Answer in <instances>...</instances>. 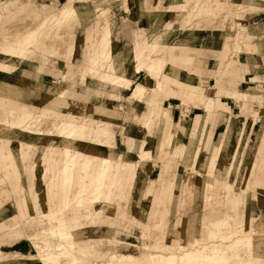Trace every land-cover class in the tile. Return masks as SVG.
I'll return each mask as SVG.
<instances>
[{
	"label": "rangeland",
	"instance_id": "rangeland-1",
	"mask_svg": "<svg viewBox=\"0 0 264 264\" xmlns=\"http://www.w3.org/2000/svg\"><path fill=\"white\" fill-rule=\"evenodd\" d=\"M189 3L174 8L170 0H0V213L6 212L2 219L8 217V223L17 201L27 204L20 209L21 221H27L21 228L35 247L28 264H164V257L174 255V264H186L178 260L186 253H215L230 264H238L237 255L249 264L264 263V64L258 69L262 76L252 74L253 81L241 83L228 53L229 47L235 54L256 50L249 46L264 29V0ZM251 22L263 26L252 33ZM151 32L153 54L143 58L133 52L134 39L148 40ZM192 41L218 49L211 51L220 62L211 64L218 68L213 79H195L202 74L193 56L194 67L174 66L186 69L184 80L206 98L220 96L223 87L245 92L234 95L232 113L225 114L230 110L220 98L208 105L182 97L187 87L176 85L183 77L161 63L158 53L191 51L180 47ZM222 73L226 83L215 85ZM137 87L149 89L143 101L132 98ZM152 95L153 111L144 116ZM172 97L182 105L177 113L159 104ZM135 113H143L150 125H136ZM208 115V128L199 129ZM65 121L87 126L89 135L78 136L87 144H73L74 149L90 154L104 148L92 144H103L111 150L110 156L95 154L82 170L85 154L76 152L75 177L81 174L70 194L58 185L66 156L57 135ZM112 133L118 138L114 150L147 153L125 200L105 197L111 184L113 189L123 184L119 174L129 173L126 167L113 172ZM55 198L60 207L69 199L68 207L56 210ZM72 219L77 220L62 238L60 222ZM82 220L89 221L86 229L73 233L85 226ZM249 237L253 247L244 245ZM17 241L0 237V251H16ZM46 252L52 253L49 262L42 258ZM20 257L10 256L15 261L9 264H23Z\"/></svg>",
	"mask_w": 264,
	"mask_h": 264
},
{
	"label": "crops",
	"instance_id": "crops-1",
	"mask_svg": "<svg viewBox=\"0 0 264 264\" xmlns=\"http://www.w3.org/2000/svg\"><path fill=\"white\" fill-rule=\"evenodd\" d=\"M174 1L175 0H170V4H171V6H173L175 8V6H185V5L187 6L188 4L191 5L192 3H189V2H191L193 0H186V1H188V3H186L185 0H182V2H183L182 4L183 5L182 4H176ZM249 24H250V27H252V33L255 32L256 29H257V31L260 30L262 28V26H263V24L257 23V22H251ZM263 30L264 29H262L261 33L253 35V37H256L258 40H254L252 42V45L249 46L251 49H256L255 50L256 52L251 50V51H245V52H237L235 54L234 53L235 47H229L228 48L229 49L228 53L230 55L229 56V60L232 61V59H233V62L235 64H237L239 69H240V73H234V74L235 75H242L243 79H242L241 83H248L250 81H253V79H254L253 77H255L258 74V69L260 68V66H262L264 64V31ZM152 32L156 33V32H160V31H153L152 30ZM152 32L150 33L148 40H142L139 37H136L134 39V42H135V47H134V51H133L134 53H141L143 58L148 57L149 54L150 55L153 54L152 53L153 51L150 50V47L152 46V44L150 42V38H151ZM208 32L211 33V35H214L213 33H215V34L223 33L222 31H220V32H218V31H208ZM250 35H252V34H250ZM191 43L193 45H190V46L183 45V46H186V47H183V46L180 47V48H183L185 50L186 49H191V51L187 50V52L185 51L184 53H182V52L170 53L169 51H164L163 53H158L157 55L161 56L159 59H160L161 63H163V65H164V63H168V66H169L168 68L169 69L171 67H175V68L178 69V72L180 74V80L183 77V81L181 83H179L178 85H176L177 88L187 87L186 89L180 90L182 97H186L187 99L191 98L194 101H203V102H206L208 105L213 104V101L215 99L220 98L221 99V104L224 106V108L227 107L230 110V112H228L227 110H223L225 112V114L228 115V114L232 113L233 110H234L233 107L235 106L234 95H237V96H241L242 95V96H244L245 92L239 91V90H233V89H230V88L226 89L225 87L222 86L223 89L221 90L222 94L220 96H218V97L214 96L213 98L212 97L206 98L205 95L201 92V89L199 87L192 85L191 83H189L188 80H184V76L182 75V72H185L187 70L183 69V68H179L177 65L174 66V64H179V65H182V66H184L186 68L194 67L195 66V61H194V59H192L190 57V56H193V57L196 58L197 68L199 69V72L202 74V75H200V77L199 76L198 77L195 76V79H200V78L203 79V80H205V79L212 80L213 79L212 74L215 71H217L218 68H212L211 64L212 65L213 64L219 65L220 62H218L215 58L212 57L213 53H211V51H213V50L214 51H218V49H211V48H209L207 46H202V44H206L203 41H192ZM242 47L244 48L246 46H242ZM148 59H150V57H148ZM223 65L224 64L222 63V66ZM252 74H256V75H254L252 78L249 77V75H252ZM258 75L262 76V75H260V73ZM224 78H225L224 73H222L216 79L215 85L218 82H220V81H222L223 83L224 82L226 83ZM149 80H150V78L148 79V81ZM133 82H135V80ZM133 82H132V84H133ZM232 83L234 84L235 82L233 80L228 82V84H230V85H232ZM149 86H150V84H149ZM136 89L134 90V93H135ZM213 89H215V86L212 88V91H213ZM147 90H149V89H146L141 95H139L140 97H138V96L135 97L134 93H133L132 98L134 100L137 99V100H142L143 101L144 98L147 95V92H148ZM128 91H130V89ZM172 92H176V91L172 90ZM224 94H226V95H224ZM121 96H124V95H121ZM172 98L175 99V100H171L170 98L162 99V100H160L159 104H162V105H160L161 108L163 107V109H165V110L173 108L175 113H177L178 110H182V108H180L182 105L179 104V102L177 101L178 100L177 97H172ZM153 102H154L153 95H152L151 99H148V100L145 101V104L148 107V112L144 113V114L142 113L144 116H148L149 114L152 113V111H153ZM240 102H242V101H240ZM134 111H137V109L136 110L134 109ZM142 114L135 113L134 117H138V119H140V120H138V121L132 120V121L135 122L136 125H139L140 128L141 127L145 128L148 125H150V123L147 120H143L142 119V117H143V116H141ZM197 116L203 117L204 115L203 114H197ZM230 116L232 117V115H230ZM209 117L210 116L208 115V116H206L204 121L200 120L198 122V125H199L198 128L199 129L201 127L203 129H205L206 127L208 128V126H207L208 122L207 121H208ZM113 118H114L113 121L110 122V123H113L112 127H113V130H114V128L117 126L114 122L115 121L117 122L118 118L116 116H113ZM182 121L183 120L178 119V122L176 123V126L181 124L180 127L183 129L184 128V124L182 123ZM201 122L203 124L202 126H201ZM189 124L191 125V122H189ZM194 125H195V121L193 122L192 126L194 127ZM187 133L188 132L185 133V137L187 136ZM242 133H243V131L241 132V134ZM112 134H113V138L111 139V144H112V149H113L112 151L114 152L113 154L115 155V158L112 160V162L113 161L114 162L113 163L111 162L112 166L114 168L113 172L116 173L117 170H120L122 167H126V171L129 170V173L123 172V173L119 174L123 178V181H124L123 184L121 183L119 186L115 187V189H113V184H111L110 187H109L110 190L108 191V194L105 197H108L111 200H113V199L125 200V199L128 198V196L130 194L131 186H132L133 180L135 178L136 168H137V166H138V164L140 162H142V161H144L146 159L147 153H146V150H143V149L140 148L141 150H138L136 152V154H137L136 160L129 159L128 162H126V161L123 162V160H122L123 155L124 154H128V153H126L124 151H117L115 149L117 151L116 152L114 150V147L115 146L117 147V145H118V138H117V136H115V133H112ZM171 137H173V134H170V138ZM124 138L136 142V138H134L132 136H128V137L126 136ZM170 138H167L166 144H169V141L171 142ZM121 144H123V143L121 142ZM124 145H126V144L124 143ZM176 146L179 149L178 155L179 156H183V154L181 153L182 146L179 144L178 141H176ZM163 150L169 151L171 153V151L168 150L167 148H164ZM118 168H120V169H118ZM120 172H121V170H120ZM114 175L116 176V174H114ZM122 178H120V181H122ZM155 183H156V181L152 182V184H155ZM111 189H113V190H111ZM9 192L11 193V191H9ZM55 201H56V198H55ZM52 202H53V200L51 201V203ZM98 203H100V202H96L94 204L95 205V210H97L96 209V204H98ZM101 203H111V201L110 202L104 201V202H101ZM54 205H55L56 210L60 207L58 205L57 201H56V203L54 202ZM26 207H27V204L25 202H24V204H22L21 201L18 200L17 201V213L13 217H11L9 219L8 223L4 222V220H6V218H8V217H6L5 219H2V218L5 217V213L6 212L0 213V237H2L3 239L6 238V239H12V240L16 239V241L18 240L17 242H14V244H12L13 246L16 247V251L7 252V253H2L0 251V255L2 256V262H4V264H9V262L15 261V260H13V258H10V256H15V255H17V256L21 255L22 257H20V259L18 261H22L23 264H28L27 262L30 261V259H31V257H29V256H32V252L35 249V247L32 244L30 238H24V236H25L24 229H23V227L21 228V226L25 225V223H27V221L26 222L24 221L25 222L24 224L21 221V219H20V216H21L20 209L23 210ZM50 208L52 209V211L54 210L53 205H50ZM60 208H62V207H60ZM101 218H104V214L102 215ZM83 219H85V218H83ZM102 221H105V220L102 219ZM88 222L89 221L82 220L80 224L81 225H85V226L83 228H81V229H78V230L73 229L72 232L75 233V234L78 233V232H82V230L86 229V225L88 224ZM15 224L18 225V230H15V229L11 228ZM22 238H24V239H22ZM83 240L89 241V240H94V239H83ZM112 240L115 241L116 238L115 237H110L108 239V241H112ZM88 248H89V246H88ZM95 248L99 249L100 246L96 245ZM5 260H7V261H5ZM5 262H7V263H5ZM29 264H33V263H29Z\"/></svg>",
	"mask_w": 264,
	"mask_h": 264
},
{
	"label": "bare ground",
	"instance_id": "bare-ground-1",
	"mask_svg": "<svg viewBox=\"0 0 264 264\" xmlns=\"http://www.w3.org/2000/svg\"><path fill=\"white\" fill-rule=\"evenodd\" d=\"M142 87H137V89H136V91L134 93L135 97H137V96L140 97L139 95H141L146 90V89L144 90V88H142ZM24 116H29V115L25 114ZM88 135H89V133H87V126L85 124L76 125V124H73L71 122L69 123L67 121L64 122L62 129H60L59 132H58L57 139H60V140H62L64 142L63 143V144H65L64 145V153H65V156H66L65 160H63L64 161V166L62 167L61 176H60V180H59V184H58L60 186L61 193L63 191H66L68 194H70L69 193L70 192V188L69 187L72 185L74 180L78 179V177L81 174V172H80V174L77 177H75V174H77L76 170H78L76 162H75V158H76L75 154H76V152H79V153L82 152V153L85 154V159L82 162L81 167H80L81 170H82V165H84L85 168H88L89 163L91 162V158L93 156H95V154H98V155L103 154V155H106V156H110V154H111V150L110 151L109 150L106 151L104 148H107V147L105 145H103V144H98V145L92 144L95 147L102 146L104 148L101 150V152L99 151V149H94L95 152L90 153V154H89V152L87 153V152H84V151L79 150V149H74L71 146L73 144H78V143L87 144L86 143L87 141L86 142L80 141L78 139V136L85 137V136H88ZM41 141L42 140H40V142ZM29 144H31V142H29ZM1 156H3V155H1ZM124 156H127L131 160H135L136 157H137V154H136V152H132V153L124 154ZM61 193L55 194L57 196V198H58V195L61 194ZM78 193H79V189H78ZM68 201H69V199L67 201L65 200L64 204H62V205H65L64 207H62L63 209H66L68 207ZM45 202H46V199L44 201V204H45ZM79 203H80V201H79ZM44 208H46V206ZM62 208H60V209H62ZM76 220H74V219L69 220V224H67L68 221H64V222L61 221L60 222V224H59L60 225L59 234H60V236L62 238L63 237L64 238L67 237L66 232H68L70 229L73 228L72 223L74 224L76 222ZM226 220H227V218H226ZM223 225H224V223H222V226ZM253 239H254L253 237L250 238L248 242L244 243V245L247 246V247H253L254 246L253 245L254 244ZM240 242H242V241H239V243ZM239 243H236V244H239ZM238 246L239 245H235L234 248L235 247L237 248ZM71 248L73 249V245H71ZM51 254L52 253H50V252H46V254L44 256H42L43 260L46 261V262L47 261L48 262L51 261L52 260ZM60 254L64 255V253H60ZM67 256H70V254H67ZM236 257H237V260H239L238 264H249L248 261L244 262L242 260V257H240L239 255H237ZM175 259H176V255L164 257V262L163 263L164 264H174ZM178 260L185 261L186 264H230V262L226 261V258L224 256L216 257L215 253H213V254H201V255H198L196 257H194L192 253H186V255L184 257H181ZM261 264H264V263H261Z\"/></svg>",
	"mask_w": 264,
	"mask_h": 264
}]
</instances>
